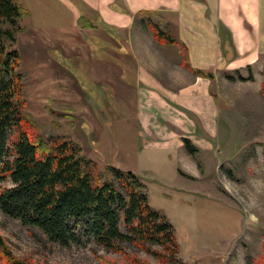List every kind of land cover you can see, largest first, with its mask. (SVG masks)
<instances>
[{
	"label": "rangeland",
	"instance_id": "1",
	"mask_svg": "<svg viewBox=\"0 0 264 264\" xmlns=\"http://www.w3.org/2000/svg\"><path fill=\"white\" fill-rule=\"evenodd\" d=\"M25 25L28 32L17 35V47L27 116L46 134L70 137L100 168L111 165L139 175L147 186L149 204L173 225L178 258L185 264H264L263 107L234 106L232 121L225 126V139L217 137L205 143L204 150L199 148L201 168L185 151L191 170L175 153L164 162L165 151L138 150L141 142L135 136L136 122L125 121L120 112H114L111 79L105 80V90L95 85L85 71H76L73 63L79 60L64 57L55 48L45 51V44L32 43L27 20ZM148 37L142 35L141 47L157 46L149 33ZM52 66L62 73L61 78L66 75L78 82L83 91L80 98L69 94L67 82L57 81ZM123 78L128 79L127 75ZM186 115L199 125L191 113ZM9 186L8 182L0 183V188ZM0 236L13 255L32 264H103L100 259L129 264L93 241L68 247L50 243L36 229L1 212ZM122 245L138 260L159 264L132 245Z\"/></svg>",
	"mask_w": 264,
	"mask_h": 264
},
{
	"label": "crops",
	"instance_id": "2",
	"mask_svg": "<svg viewBox=\"0 0 264 264\" xmlns=\"http://www.w3.org/2000/svg\"><path fill=\"white\" fill-rule=\"evenodd\" d=\"M18 2L28 13L32 43L79 60L73 63L76 71H85L88 80L104 90L105 80L113 81L114 112H120L125 121L136 122L140 152L165 151L164 162L175 153L189 168L183 138L204 150L210 140L225 139L234 106L249 104L264 110L260 93L264 83V0ZM150 22L164 26L177 43L157 42ZM148 33L157 45L152 49L141 47L142 35L149 40ZM184 58L192 69L211 72L213 79L185 70ZM51 68L59 83H68L69 94L80 98L78 82L66 75L61 78L62 73ZM226 74L235 80H228ZM249 75L252 80H247ZM116 118L111 119L116 122Z\"/></svg>",
	"mask_w": 264,
	"mask_h": 264
},
{
	"label": "trees",
	"instance_id": "3",
	"mask_svg": "<svg viewBox=\"0 0 264 264\" xmlns=\"http://www.w3.org/2000/svg\"><path fill=\"white\" fill-rule=\"evenodd\" d=\"M27 16L18 0H0V183L10 184L0 188V212L62 247L93 241L129 264H148L127 252L122 245L127 243L159 264H185L178 258L173 225L149 204L147 186L139 175L111 165L100 168L70 137L44 133L25 113L17 35L26 30ZM149 27L157 42L177 43L164 26L150 22ZM183 67L197 77H214L192 69L186 58ZM260 93L264 97V83ZM182 143L201 168V150L189 139ZM0 264L32 263L13 255L0 236Z\"/></svg>",
	"mask_w": 264,
	"mask_h": 264
}]
</instances>
